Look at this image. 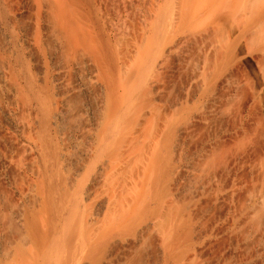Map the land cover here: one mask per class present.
Masks as SVG:
<instances>
[{
	"label": "bare ground",
	"instance_id": "1",
	"mask_svg": "<svg viewBox=\"0 0 264 264\" xmlns=\"http://www.w3.org/2000/svg\"><path fill=\"white\" fill-rule=\"evenodd\" d=\"M0 264H264V0H0Z\"/></svg>",
	"mask_w": 264,
	"mask_h": 264
}]
</instances>
